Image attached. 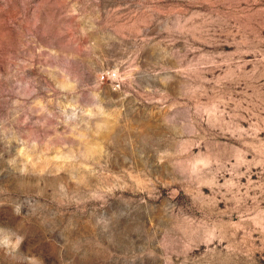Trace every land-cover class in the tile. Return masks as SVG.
Here are the masks:
<instances>
[{"label":"clouds","instance_id":"clouds-1","mask_svg":"<svg viewBox=\"0 0 264 264\" xmlns=\"http://www.w3.org/2000/svg\"><path fill=\"white\" fill-rule=\"evenodd\" d=\"M43 2L54 45L0 41V264H60L117 193L131 264H264V0Z\"/></svg>","mask_w":264,"mask_h":264},{"label":"rangeland","instance_id":"rangeland-1","mask_svg":"<svg viewBox=\"0 0 264 264\" xmlns=\"http://www.w3.org/2000/svg\"><path fill=\"white\" fill-rule=\"evenodd\" d=\"M48 3L52 4L53 0H48ZM58 12L57 7L48 8L43 0L39 3L37 0H0V41H28L35 37L45 46L54 45L56 38L64 35L56 31ZM49 51L54 52L55 49ZM23 58L22 54L13 58L0 56V73L4 76H16L23 87H30L26 71L16 74L11 70L15 67L13 60ZM32 67H35V64ZM257 179V176H252V180ZM241 183H247V180H241ZM112 199L107 197L105 201L92 202L82 206V212L74 214V217H87L84 221L87 231L76 239H70L69 234L78 225L75 218L64 228L61 232L65 242L64 248L57 245L56 253L60 264H131V261H126L123 257L131 254L136 243L135 238L140 229L139 207L132 200L119 198L118 193L114 205L111 203ZM223 207L221 204L220 208ZM52 230H55V226ZM65 250L68 252L67 257L64 256Z\"/></svg>","mask_w":264,"mask_h":264}]
</instances>
